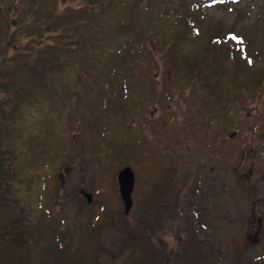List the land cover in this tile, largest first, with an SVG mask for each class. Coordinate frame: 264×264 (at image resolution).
Masks as SVG:
<instances>
[{
    "label": "trees",
    "instance_id": "obj_1",
    "mask_svg": "<svg viewBox=\"0 0 264 264\" xmlns=\"http://www.w3.org/2000/svg\"><path fill=\"white\" fill-rule=\"evenodd\" d=\"M67 1L77 0H0V16L12 9L18 24L6 36L0 31V92L6 94L0 96V264H105L99 249L109 251L115 234L122 235L115 243L120 251L132 248V255L139 253V260L132 256V264H214L209 239L200 233L192 239L189 219L182 217V202L188 201L189 208L195 195L191 189L190 197H184L185 185L178 181L188 146L177 132L175 117H160L161 124L174 130L173 139L163 140L156 133L149 141L148 112L159 92L153 79L157 64L146 43L163 41L158 49L165 83L171 74L176 84L202 87L196 106L205 111L206 122L214 120L208 110L224 99L227 109L238 114L239 106L264 92V54L249 56L244 67L238 57L247 46L243 38L230 31L205 40L190 22L198 11L230 9L242 0H81L80 7ZM59 3L65 5L61 10ZM47 32L54 33V43L36 51L35 42H42ZM20 37L28 39L26 50L14 51ZM207 48L221 51L231 67L214 66ZM242 66L244 77L237 72ZM123 80L132 89H126ZM224 119L219 115V132ZM261 123L264 110L253 128ZM155 143L171 156L169 165L155 154ZM216 153L227 167L220 150ZM84 156L96 164L100 177L99 186L91 189L99 210L80 231L77 245L69 248L57 236L64 222L47 208V188L60 167ZM198 159L205 165L204 158ZM127 166L135 170V192L140 191V216L134 220L121 213L114 184L116 174ZM175 230L187 236L176 235V244L170 246ZM101 235L112 243L103 246ZM235 261L263 262L245 261L240 252Z\"/></svg>",
    "mask_w": 264,
    "mask_h": 264
},
{
    "label": "rangeland",
    "instance_id": "obj_2",
    "mask_svg": "<svg viewBox=\"0 0 264 264\" xmlns=\"http://www.w3.org/2000/svg\"><path fill=\"white\" fill-rule=\"evenodd\" d=\"M154 2L156 3V0ZM66 5L80 7L83 3L81 0H77L73 4L67 1ZM64 6L59 3L60 10ZM230 9L224 10L218 6L203 9L195 13L196 17L190 23L199 32V37L205 38V40L210 41L218 32L224 35L230 31L236 37L243 38L247 46L238 54V57L245 67V61L249 56L255 58L264 54V0H242ZM14 19L15 15L12 9L6 15L0 16V31L3 36H6L18 25L14 23ZM59 21L65 24L70 22V20ZM60 22L58 24H62ZM165 26H168V23ZM7 30L8 32H6ZM153 30L157 31L159 28ZM163 31L166 30L163 29ZM52 33L43 34V41L35 42L36 51L42 49L43 46H50L49 43H54ZM123 34L126 33L123 32ZM148 34L145 33V40ZM20 38L14 44V51L26 50L25 44L28 39ZM162 44V40L153 44L150 39L146 43L147 49L152 52L153 60L157 64L153 79L156 82L157 91L160 93H158V100L154 107L149 109V117L147 116L152 134L149 136V141L156 133L160 137L164 136L161 137L163 140L173 139L174 137L171 138L170 133L174 130L161 124L160 117L163 113H165L164 121L175 117L178 125L177 132L188 146L178 181L181 185H185L184 194L182 192L184 197H190L189 190L191 189L195 195V203L189 200L192 203L189 208L188 201H183V206H181L182 217L189 219L188 224H190L191 232L188 235L192 234V239L193 237L198 239L200 233L202 238L209 239L215 249L211 255L215 259L214 264H234L238 252L242 254L245 261L254 263L262 260L261 264H264V124L261 123V126L259 124L253 128L254 119L259 112L262 113L264 110V92L250 97L244 107L239 106L238 114L227 109L228 106L224 99L208 110L209 117L214 120L210 123L206 122L207 115L202 110L203 108L197 107L196 99L197 91L201 92L202 87L195 86L193 88L187 84H176L171 79L174 78L171 74V78L165 83L164 61L158 49V47H162ZM134 46L131 48V58L136 53ZM207 49L214 66L224 65L225 69L230 66L225 62L221 51ZM2 51L3 48H0V53ZM125 65L128 70L127 62ZM170 66L173 70L175 69V65ZM16 68L27 71L25 66L16 65ZM237 72L244 77L243 66ZM122 82L126 89L127 86L132 89L126 80ZM226 86L227 84L223 83L221 85V87ZM0 94L1 97L6 96L5 92H0ZM221 114H224L226 119H224L225 127H221L219 132L216 123ZM259 132L261 137L257 135ZM207 146H213L214 149L208 152ZM216 149L220 150L222 157L229 163L227 167L220 161ZM154 152L159 160L165 165H169L172 160L171 156L164 151L160 143L154 144ZM88 156L90 157V155ZM89 157H78L73 163L60 167L59 174L54 177L56 178L55 182L47 188V208L53 209L58 220L64 222V226L59 229L57 236H61L63 246L69 245V248L77 245L80 231L84 229L87 221L93 222L99 210L91 189H96L99 186L100 177L94 171L96 164L88 161ZM200 157L205 159V165L200 164L198 159ZM132 171L136 174L135 170L132 169ZM117 174L114 177V184H117ZM135 189L136 181L132 193L133 205L128 213V217L133 220L140 216L138 209L140 191L137 194ZM117 192L119 194L118 184ZM84 195L91 196L90 203L87 204ZM49 196L51 197L49 198ZM117 205L120 206L121 213L124 212L122 201ZM176 235L180 239L187 236L184 234L180 237L175 230L171 235L170 246L176 244ZM113 236L116 239L112 245L108 246L109 251L99 249L105 264H132L133 255L139 260L140 255L137 251L132 255V248H124L123 251H120V244H115L116 241H121L122 235L115 234ZM103 238L104 236L102 237L103 246H107L108 240L112 243V239L107 236ZM52 239L49 237L48 243L54 250L55 242H52ZM190 243L192 241H187L186 244Z\"/></svg>",
    "mask_w": 264,
    "mask_h": 264
},
{
    "label": "water",
    "instance_id": "obj_3",
    "mask_svg": "<svg viewBox=\"0 0 264 264\" xmlns=\"http://www.w3.org/2000/svg\"><path fill=\"white\" fill-rule=\"evenodd\" d=\"M118 191L124 207V215L127 216L132 208V193L135 185V175L130 167L122 168L117 174ZM90 203L91 196L84 195Z\"/></svg>",
    "mask_w": 264,
    "mask_h": 264
}]
</instances>
